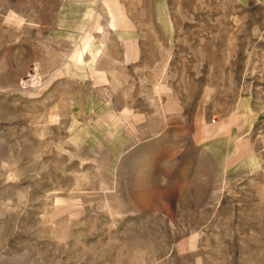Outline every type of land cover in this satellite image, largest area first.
I'll return each instance as SVG.
<instances>
[{
    "label": "rangeland",
    "instance_id": "374dc122",
    "mask_svg": "<svg viewBox=\"0 0 264 264\" xmlns=\"http://www.w3.org/2000/svg\"><path fill=\"white\" fill-rule=\"evenodd\" d=\"M122 9L148 63H91ZM0 264H264V8L0 0Z\"/></svg>",
    "mask_w": 264,
    "mask_h": 264
},
{
    "label": "crops",
    "instance_id": "0c3cea01",
    "mask_svg": "<svg viewBox=\"0 0 264 264\" xmlns=\"http://www.w3.org/2000/svg\"><path fill=\"white\" fill-rule=\"evenodd\" d=\"M116 3L121 7L118 1H116ZM239 3L243 6L245 4L252 3L254 8L255 7L264 8V0H239ZM78 11H82V10H78ZM86 11L85 12L82 11V12H83V17L87 18V21H84L83 19L84 22L82 21L83 23L81 26L80 24L78 25L77 32L78 34H83L85 37L87 35L88 37L87 41H89L88 29L90 27L91 29H93V31H91L92 33L91 37L93 39V42L91 43L90 40L91 46L87 47V49L85 50L86 51L85 57L90 58L91 63L93 62L94 64H97L98 61L100 60V57H102V54L103 53L105 54V52L103 51L107 49L114 50V52L108 54L107 57L109 58V60L112 61L113 64L117 65L120 69L125 70L126 68H129V66L132 65H137V64L143 65L148 63L147 61H145L147 59L146 57L147 53H145L144 50L150 47H144L143 44L145 43V41L144 40L141 41L142 38H145L144 37L145 32L139 30L137 23L132 19V16H130L129 13H127V11L124 12V10L122 9L124 23L119 25H114V27H112L110 24L111 21L110 14L107 15L108 20L105 24L106 27H103L104 26L103 23L101 24L103 20H101L100 17L97 20V26L93 27V24L97 17L95 15L93 19L92 16L95 10L94 11L89 10L87 12ZM145 16L149 17L148 14H145ZM159 16L167 18L161 21L160 23L161 25H159V27L163 26L165 27V31L168 29L170 32L173 24L171 23V20L168 19V15L160 14ZM149 27H150V22H149ZM146 32H149V30H147ZM139 33L142 35H139ZM105 34L109 35L110 41L106 42L107 35ZM103 35H105L104 39L106 40H103V43H101V41H99L98 38L99 36H103ZM102 72L105 73L104 71Z\"/></svg>",
    "mask_w": 264,
    "mask_h": 264
}]
</instances>
